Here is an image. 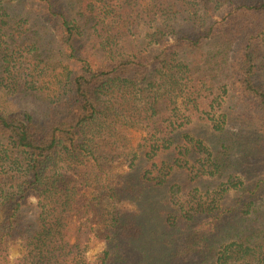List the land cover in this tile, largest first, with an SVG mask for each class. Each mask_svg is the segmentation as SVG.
Returning a JSON list of instances; mask_svg holds the SVG:
<instances>
[{
	"label": "trees",
	"instance_id": "trees-1",
	"mask_svg": "<svg viewBox=\"0 0 264 264\" xmlns=\"http://www.w3.org/2000/svg\"><path fill=\"white\" fill-rule=\"evenodd\" d=\"M3 1L0 50L8 53L2 60L3 73L24 89L44 94L48 113L44 120L34 121L0 111V213L4 211L0 261L8 259L7 242L20 240L24 253L16 264H90L85 258L86 230L78 229L74 242L70 240L74 218L96 212L102 200L119 201L127 190L143 193L168 186L173 199L179 181L187 175L190 182L219 183L220 191L202 202V194L210 193L208 188L204 193L195 189L186 207L174 200L178 215L171 209L166 214V255L171 259L194 253L203 256L202 264L264 263V214L253 200L263 181L251 189L244 182L234 184L230 176L225 180L231 158H220L209 143L194 135L201 124L222 133L231 121L221 107L216 79L235 37L229 28L247 33L235 85L256 99L264 113V91L250 80L256 60L254 44L264 50V0H78L79 17L92 23L98 59L75 48L86 24L75 26L54 10L52 0H40L46 3L45 13L57 19L59 56L65 58L56 61L49 52L47 63L40 60L36 48L26 53L24 42L14 44L12 50L4 45L9 34ZM236 18L238 24L232 26ZM18 28L13 25L12 32L22 36ZM220 30L227 38L222 42L225 48L216 43L218 50L203 52V44L219 40ZM134 126L146 133L129 151L127 130ZM257 138L251 147L261 156L264 120ZM138 159L144 170L134 177L137 185L129 183L121 192L109 184L111 166L125 160L133 171ZM229 191L235 192V205L223 208L220 202ZM29 197L36 198L37 207L26 220L23 209ZM244 197L250 199L245 205ZM234 213L241 215L235 222L223 223L222 234L216 237L190 230L201 217L220 221ZM107 221L110 231L103 234L107 241L116 244L128 239L130 243L141 236L137 216L122 208H115ZM186 233L190 235L184 247L172 254L170 245L187 237ZM110 253H104V262Z\"/></svg>",
	"mask_w": 264,
	"mask_h": 264
},
{
	"label": "rangeland",
	"instance_id": "rangeland-1",
	"mask_svg": "<svg viewBox=\"0 0 264 264\" xmlns=\"http://www.w3.org/2000/svg\"><path fill=\"white\" fill-rule=\"evenodd\" d=\"M52 1L55 11L61 12L69 20L74 21L75 26L77 25L81 28L85 26L86 19L79 17L80 2L78 0ZM46 7V3L40 0H4L3 10L6 12V22L8 24L6 34H9L4 39V45L12 50L16 48L13 47L14 44L24 42L22 46H25L24 50L26 53L27 50L36 48L37 52L39 51L41 53L40 60L45 63H47V54L49 52L54 53V60L59 61V45L57 42L58 22L56 17H51L45 13ZM238 21L239 18H236L232 26L238 24ZM87 22L86 30L83 31L81 37L76 39L75 48L82 52L83 55L95 57L96 59L101 58L98 42L95 36L91 34L92 29L90 26L92 23L89 20ZM13 25L20 26L18 29L22 32V36L16 32H12ZM229 29L235 37H233L234 40H231L230 48L225 57L226 65H221L220 70H218L220 71L219 78L216 79L218 87L220 88L217 94L221 96V107L223 106L225 112L230 116L231 121L226 124V130L222 133L215 134L208 125L201 124L195 129V134H193H197L196 136L206 144L209 143L214 151L216 150V152L220 153V158L223 157L224 160H228V156L231 158L232 161L223 175L225 180L230 176L234 184L237 185L240 182H244L251 189H254L258 183L263 181L260 185L262 188L253 200L255 201V206L259 208V212H263L264 214V154L262 150V155L259 156L256 154L255 148H252L257 143L259 128L264 120V113L260 110L256 99L243 94L241 88L235 85L239 75H235L234 73L237 71V64L240 63L243 55V38L246 37L247 33L234 28ZM144 31L146 29L141 31V36H143ZM234 31L240 32L242 38L236 36ZM217 37L219 38L218 41L217 38H214L212 41L203 44L202 51L218 50L214 47L216 43L217 47L220 45V48H225L222 43L227 40L225 34L221 32L220 36ZM138 47L137 44L136 48ZM253 53H255L256 60L254 74L250 80L255 87L264 91V50L262 47L254 44ZM7 54V52L0 50V111L32 117L34 121L44 120L48 113L46 102L48 99H46L44 94L24 89L21 86L22 84L11 81L10 77L3 73V67L5 65L3 66L2 60ZM31 54L32 52H30ZM60 58L61 60H65L63 56ZM217 59L222 62L221 55ZM49 63L53 64V60ZM69 64L72 63L70 62ZM34 68L30 65V69L33 70ZM39 70H43V67L40 66ZM222 70L224 71L223 73ZM225 89L229 91L226 93ZM127 132L128 149L129 151H134L141 139L145 137L146 132L140 126L129 128ZM221 146L222 149H220ZM223 147H226L225 151ZM261 157L263 161L259 160ZM127 164L123 160L111 166L108 171L109 184L113 187L115 186L121 192L129 183L134 186L137 185L136 180L138 179L135 180L134 177L138 176L139 178L144 170L142 160H136L133 171H130ZM207 183V181L203 183L196 181L190 182L189 177L185 175L184 179L179 181L173 199L168 194V186H164L162 188H156L152 192L146 191L143 193L141 189H135L136 193L127 190L123 193L119 201L107 202L102 200L98 203L96 212L84 216L80 220L73 219L71 225L73 232L70 240L74 242L78 229L84 228L86 230L89 241L86 245L85 258L90 264H202L204 261L202 255L190 253L182 258L175 257L171 259L166 255L168 251L165 248V238L168 224L165 221L167 211L170 209L173 215H178V206L175 205L174 200L179 199L180 202L184 203L183 206L186 207L188 201H191L195 195L193 190L199 189L204 193L208 188L210 193L209 195L202 194V202H207L208 198L215 197L216 194H219V183L214 186ZM234 198L235 192L229 191L228 197L225 201H221L220 204H223V208H228L230 205H235ZM248 202H250L249 197H244L242 204L245 205ZM36 205L37 202L29 203V199L25 201L23 212L26 220L34 215ZM115 208H122L127 214L137 216L141 223L142 231L138 240L129 243L127 241L128 239H123V241L115 244L114 241L104 239L103 234L108 232V230L110 231L105 225L109 223L107 220L110 219V213ZM239 215L241 214L234 213L226 215L224 216L227 217L226 220L220 221L214 219V217H201L195 220L190 230L191 232L208 233L216 237L222 234L220 226L223 223L235 222ZM3 216L4 211L0 213V219ZM179 220H181L180 215ZM94 232H97L99 235H95ZM188 234L190 235V233H186L187 237H181L170 245L172 254L179 253L182 250L189 236ZM203 245L205 244L203 243ZM7 247L8 255L10 252L12 254L19 253L20 257H22L24 249L20 240L7 242ZM107 250L111 253L110 257L104 262V253ZM120 254L122 259L119 260L118 255ZM0 264H11V262L7 259L5 262L0 261Z\"/></svg>",
	"mask_w": 264,
	"mask_h": 264
},
{
	"label": "clouds",
	"instance_id": "clouds-1",
	"mask_svg": "<svg viewBox=\"0 0 264 264\" xmlns=\"http://www.w3.org/2000/svg\"><path fill=\"white\" fill-rule=\"evenodd\" d=\"M35 202H36V198L35 197H29V203H35ZM86 255H87V253H86ZM8 259L11 262V264H16V261L20 259V255H19V253L12 254L10 252L9 256H8Z\"/></svg>",
	"mask_w": 264,
	"mask_h": 264
}]
</instances>
